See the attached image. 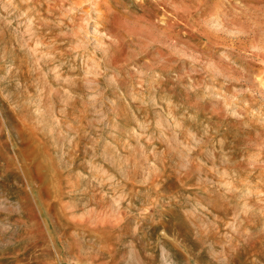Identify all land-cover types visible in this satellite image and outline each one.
<instances>
[{"label": "rangeland", "instance_id": "rangeland-1", "mask_svg": "<svg viewBox=\"0 0 264 264\" xmlns=\"http://www.w3.org/2000/svg\"><path fill=\"white\" fill-rule=\"evenodd\" d=\"M0 264H264V0H0Z\"/></svg>", "mask_w": 264, "mask_h": 264}]
</instances>
